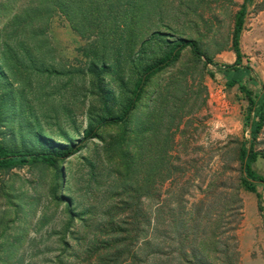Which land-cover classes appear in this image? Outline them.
<instances>
[{
    "label": "rangeland",
    "instance_id": "rangeland-1",
    "mask_svg": "<svg viewBox=\"0 0 264 264\" xmlns=\"http://www.w3.org/2000/svg\"><path fill=\"white\" fill-rule=\"evenodd\" d=\"M128 1L109 0V14L124 13L129 19L133 7L127 6ZM153 1L154 12L142 14L134 8L141 15L139 27L133 29L139 38L136 44L127 38V20L118 26L110 24L108 39L113 44L107 43L110 55L102 58L103 41L96 31L80 35L55 6L38 5V0H0V75L4 79H0V99L2 85L15 98L19 90L25 95L18 118L13 108L7 126L0 124V139L18 142L22 138L33 146L37 134L53 145L79 142L83 132L105 115L91 65L126 64L121 77L127 88L131 65L123 60L135 56L155 32L169 42L195 40L215 64H233V19L242 0ZM240 48L244 65L252 70L243 84L260 96L264 0L248 7ZM178 68L185 73L178 76V113L169 153L174 171L138 203L131 254L136 264H181L180 258L192 256L195 249L212 264H223L226 256L233 264H264V185L256 184L263 215L255 195L238 188L239 150L250 141L249 106L237 89H226L216 67H197L188 48L171 70L148 86L127 128H101V140L88 143L56 171L41 165L0 171V264H97L105 241L126 237L130 220L120 215V204L128 196L120 177L124 171L119 138L124 129L138 130V119L149 108L152 92ZM113 76L104 74L100 89L115 109L123 104L124 94ZM250 116L255 119V111ZM254 149L264 154V126ZM153 150L148 145L143 152L138 186L155 171ZM125 151L135 152V148L127 144ZM253 170L264 178V158H258ZM118 227L124 233L116 231ZM200 241L202 247H198Z\"/></svg>",
    "mask_w": 264,
    "mask_h": 264
},
{
    "label": "trees",
    "instance_id": "trees-1",
    "mask_svg": "<svg viewBox=\"0 0 264 264\" xmlns=\"http://www.w3.org/2000/svg\"><path fill=\"white\" fill-rule=\"evenodd\" d=\"M109 0H38V5L43 4L52 5L58 8L67 18L71 28L84 35L87 32L96 31L103 41L102 54L105 58L110 55L106 50L107 43L113 44L108 39L110 37V24L118 26L120 21L127 20L128 25L124 24V30L130 29L127 38L131 43L138 42L137 35L133 33V29L139 27V16L134 13V8L138 13H146L148 10L155 11L156 3L153 0H129L128 7L131 5L129 19L128 15L122 13L117 15L109 14L111 6ZM255 0H242L239 10L234 15L233 30L231 35V51L235 56V61L231 65L215 64L212 58L204 52L199 43L195 40L180 39L176 42H169L163 38L161 34L155 32L147 41L142 42L140 49L135 56H128L123 60L131 65V81L126 88L127 83L123 81L121 72L124 71L122 67L126 64L109 65L106 63L91 65V70L98 80V97L103 102L104 117H101L96 126H89L82 135L79 142L75 144L53 145L39 135H33V146L27 145L20 141L7 142L0 139V171L11 170L24 166L41 165L48 169L57 170L59 164L79 154L88 143L94 140H101L99 131L103 127H118L127 128L130 123L132 114L140 106L141 102L146 97V89L159 75L171 70L179 61L181 54L185 49H189L190 56L197 67L202 66L207 69L209 65L216 67V69L223 75L225 79V87L227 90L237 89L244 95L247 105L249 106V113L247 116V124L250 128V141H245L241 144L239 150V164L241 176L239 179L238 188L244 192L254 194L258 203V209L263 215L262 195L258 193L256 184L264 185V178L259 176L253 170V164L259 157L264 158V154H259L254 149L258 135L264 126V87L263 93L260 96H255L243 84L248 80L252 70L249 66L243 63V54L240 48V38L244 30L245 18L248 13V7L254 3ZM124 4H120L123 7ZM119 7V6H118ZM260 7L259 9H261ZM119 11V10H118ZM120 13V12H119ZM21 19V16H19ZM18 19V18H16ZM143 19V18H141ZM13 24V23H12ZM105 41V43H104ZM135 42V44H136ZM133 44V45H135ZM131 58V59H128ZM103 61V59H102ZM178 68L171 74L167 80H163L152 92V98L149 108L138 119V130L132 133L124 129L119 138V150L122 152L123 173L120 174L123 182V191L128 200L121 202L120 207L121 216L129 219L130 223L125 227L126 237L114 236L102 244L101 251L103 254L98 258L97 264H136V257L131 254L132 244L135 240L136 221L139 215L138 203L140 200L148 196V193L153 188L154 184L166 181L172 177L174 167L170 161V151L172 149V128L174 121L177 118L178 108L176 100H179L177 93L179 92V74L185 73ZM114 73L113 81L118 82L120 93L123 92V104L117 106L115 109L108 103L106 94L100 89L103 83L102 76L104 74ZM209 74V73H208ZM211 77V74H209ZM0 79L4 80L0 75ZM3 86V95L0 99V107L2 109L3 121L0 110V124H4L12 119L9 114L15 108L14 118H18V108L25 100V95L22 90H19L18 100L11 95L6 85ZM126 88V89H125ZM108 94V93H107ZM111 102V101H110ZM11 109V110H10ZM255 111V119H251V113ZM21 120V119H19ZM2 135L0 131V136ZM129 144L133 151L123 152L124 146ZM153 147V158L156 161L155 171L147 174L140 186L137 184L139 165L143 157V152L146 146ZM56 177V176H55ZM127 185V186H126ZM264 221V216H262ZM114 229V228H112ZM118 227L116 231L124 233ZM116 234V232H115ZM150 241L146 242L148 245ZM202 247V242L198 243V247ZM223 264H233L227 256L222 261ZM181 264H212L207 259L203 258L198 250L192 256H184L180 258Z\"/></svg>",
    "mask_w": 264,
    "mask_h": 264
}]
</instances>
